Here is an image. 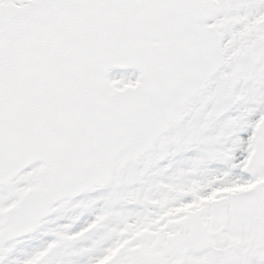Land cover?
<instances>
[{
  "label": "snow or ice",
  "instance_id": "snow-or-ice-1",
  "mask_svg": "<svg viewBox=\"0 0 264 264\" xmlns=\"http://www.w3.org/2000/svg\"><path fill=\"white\" fill-rule=\"evenodd\" d=\"M0 264H264V0H0Z\"/></svg>",
  "mask_w": 264,
  "mask_h": 264
}]
</instances>
